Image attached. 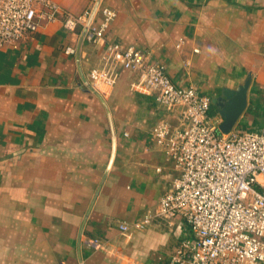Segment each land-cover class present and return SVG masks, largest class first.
I'll use <instances>...</instances> for the list:
<instances>
[{
    "label": "crops",
    "instance_id": "obj_1",
    "mask_svg": "<svg viewBox=\"0 0 264 264\" xmlns=\"http://www.w3.org/2000/svg\"><path fill=\"white\" fill-rule=\"evenodd\" d=\"M54 1L75 14L95 2ZM101 4L116 12L106 41L146 52L178 87L194 85L212 99L251 73L240 119L262 127L264 0ZM82 36L59 17L0 47V264H168L190 236L182 218L131 236L119 225L153 211L178 176L152 129L179 126L181 109L134 89L138 74L123 68L107 94L96 95L86 75L101 64L105 44ZM210 113L219 114L213 104Z\"/></svg>",
    "mask_w": 264,
    "mask_h": 264
},
{
    "label": "built area",
    "instance_id": "obj_2",
    "mask_svg": "<svg viewBox=\"0 0 264 264\" xmlns=\"http://www.w3.org/2000/svg\"><path fill=\"white\" fill-rule=\"evenodd\" d=\"M97 2L75 14L54 0H0V47L59 17L68 30L80 27L88 42H103L101 64L86 75L88 89L106 95L116 84L119 69H128L138 74L134 89L155 93L159 103L168 109L179 107L182 115L179 126L162 121L152 129L178 176L153 211L131 224L120 223L121 232L131 236L154 221L173 225L182 218L190 236L180 241L168 264H264V124L248 130L236 125L222 132L223 119L211 115L209 95L194 85L178 87L165 65L151 61L146 52L106 41L116 12L100 1L93 13ZM98 12L102 19L97 23ZM65 52L74 53L75 48ZM90 244L111 252L110 245L99 239Z\"/></svg>",
    "mask_w": 264,
    "mask_h": 264
},
{
    "label": "water",
    "instance_id": "obj_3",
    "mask_svg": "<svg viewBox=\"0 0 264 264\" xmlns=\"http://www.w3.org/2000/svg\"><path fill=\"white\" fill-rule=\"evenodd\" d=\"M101 0H98L94 7L93 13H95ZM84 38V33L81 41ZM252 81V74L248 73L243 82L237 84L236 87H225L222 94L212 98V104L217 108L218 113L222 116V122L219 128L222 132H230L238 123L240 117L244 113L248 105V90ZM96 95L100 94L91 89ZM113 157V156H112ZM111 157V160H112ZM110 166L106 170L108 173ZM103 182V181H102Z\"/></svg>",
    "mask_w": 264,
    "mask_h": 264
},
{
    "label": "rangeland",
    "instance_id": "obj_4",
    "mask_svg": "<svg viewBox=\"0 0 264 264\" xmlns=\"http://www.w3.org/2000/svg\"><path fill=\"white\" fill-rule=\"evenodd\" d=\"M249 121H245L244 119H239L237 126L241 130H248V129H257L255 124H249Z\"/></svg>",
    "mask_w": 264,
    "mask_h": 264
}]
</instances>
